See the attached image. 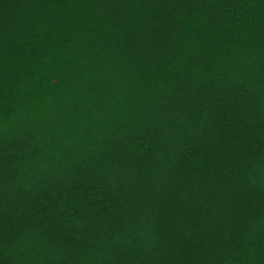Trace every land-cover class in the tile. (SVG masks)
Here are the masks:
<instances>
[{"label": "trees", "instance_id": "1", "mask_svg": "<svg viewBox=\"0 0 264 264\" xmlns=\"http://www.w3.org/2000/svg\"><path fill=\"white\" fill-rule=\"evenodd\" d=\"M0 264H264V0H0Z\"/></svg>", "mask_w": 264, "mask_h": 264}]
</instances>
